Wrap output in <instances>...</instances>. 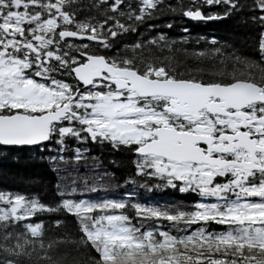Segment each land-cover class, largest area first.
I'll list each match as a JSON object with an SVG mask.
<instances>
[{
  "label": "snow or ice",
  "instance_id": "snow-or-ice-1",
  "mask_svg": "<svg viewBox=\"0 0 264 264\" xmlns=\"http://www.w3.org/2000/svg\"><path fill=\"white\" fill-rule=\"evenodd\" d=\"M0 264H264V0H0Z\"/></svg>",
  "mask_w": 264,
  "mask_h": 264
},
{
  "label": "trees",
  "instance_id": "trees-1",
  "mask_svg": "<svg viewBox=\"0 0 264 264\" xmlns=\"http://www.w3.org/2000/svg\"><path fill=\"white\" fill-rule=\"evenodd\" d=\"M199 30H210V28L208 29H199ZM142 195L147 196L150 200H154V201H171L173 199H182V200H190V197H182V196H174L172 193L170 192H163V193H142Z\"/></svg>",
  "mask_w": 264,
  "mask_h": 264
}]
</instances>
